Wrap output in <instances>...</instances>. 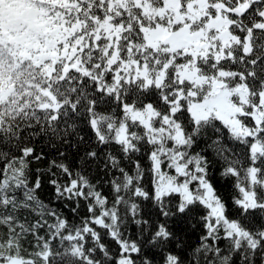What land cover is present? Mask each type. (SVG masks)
Returning <instances> with one entry per match:
<instances>
[{
	"label": "snow or ice",
	"instance_id": "obj_1",
	"mask_svg": "<svg viewBox=\"0 0 264 264\" xmlns=\"http://www.w3.org/2000/svg\"><path fill=\"white\" fill-rule=\"evenodd\" d=\"M0 264H264V0H0Z\"/></svg>",
	"mask_w": 264,
	"mask_h": 264
}]
</instances>
